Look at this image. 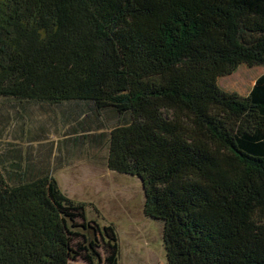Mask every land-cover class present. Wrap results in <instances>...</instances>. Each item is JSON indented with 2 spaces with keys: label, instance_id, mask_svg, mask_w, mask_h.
Here are the masks:
<instances>
[{
  "label": "trees",
  "instance_id": "16d2710c",
  "mask_svg": "<svg viewBox=\"0 0 264 264\" xmlns=\"http://www.w3.org/2000/svg\"><path fill=\"white\" fill-rule=\"evenodd\" d=\"M244 64L264 65V0H0V99L114 113L108 167L141 179L168 264H264V74L219 86ZM8 172L0 264H120L54 176Z\"/></svg>",
  "mask_w": 264,
  "mask_h": 264
},
{
  "label": "rangeland",
  "instance_id": "374dc122",
  "mask_svg": "<svg viewBox=\"0 0 264 264\" xmlns=\"http://www.w3.org/2000/svg\"><path fill=\"white\" fill-rule=\"evenodd\" d=\"M263 73L264 65L244 64L220 77L219 86L246 95ZM116 121L114 113L86 103L0 99V162L14 180L20 173L54 176L68 197L86 205L92 226L113 225L120 264H168L164 225L145 214L141 179L108 167V133Z\"/></svg>",
  "mask_w": 264,
  "mask_h": 264
},
{
  "label": "crops",
  "instance_id": "0c3cea01",
  "mask_svg": "<svg viewBox=\"0 0 264 264\" xmlns=\"http://www.w3.org/2000/svg\"><path fill=\"white\" fill-rule=\"evenodd\" d=\"M263 74H264V73H263ZM261 75H262V74H261ZM254 83H255V82H254ZM253 85H254V84H253ZM253 85H252V86H253ZM251 88H252V87H251ZM250 90H251V89H250ZM248 93H249V92H248ZM248 93H247V94H248Z\"/></svg>",
  "mask_w": 264,
  "mask_h": 264
}]
</instances>
